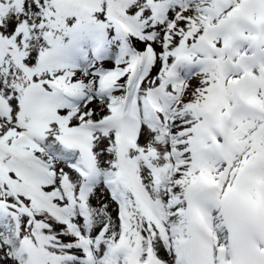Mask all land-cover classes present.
I'll use <instances>...</instances> for the list:
<instances>
[{"label": "snow or ice", "instance_id": "6c2138e0", "mask_svg": "<svg viewBox=\"0 0 264 264\" xmlns=\"http://www.w3.org/2000/svg\"><path fill=\"white\" fill-rule=\"evenodd\" d=\"M0 264H264V0H0Z\"/></svg>", "mask_w": 264, "mask_h": 264}]
</instances>
